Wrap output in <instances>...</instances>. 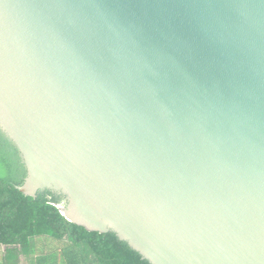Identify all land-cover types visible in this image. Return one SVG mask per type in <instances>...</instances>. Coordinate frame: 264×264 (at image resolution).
<instances>
[{"label":"water","instance_id":"1","mask_svg":"<svg viewBox=\"0 0 264 264\" xmlns=\"http://www.w3.org/2000/svg\"><path fill=\"white\" fill-rule=\"evenodd\" d=\"M0 130L150 264H264V0H0Z\"/></svg>","mask_w":264,"mask_h":264},{"label":"trees","instance_id":"2","mask_svg":"<svg viewBox=\"0 0 264 264\" xmlns=\"http://www.w3.org/2000/svg\"><path fill=\"white\" fill-rule=\"evenodd\" d=\"M25 176L17 147L0 130L1 264H150L115 233L68 221L57 207L61 195L47 189L35 196L20 192ZM38 238L60 246L36 253Z\"/></svg>","mask_w":264,"mask_h":264},{"label":"rangeland","instance_id":"3","mask_svg":"<svg viewBox=\"0 0 264 264\" xmlns=\"http://www.w3.org/2000/svg\"><path fill=\"white\" fill-rule=\"evenodd\" d=\"M35 245H36V253H40V249H43L45 251H50V250H53V248H56L60 245H57V242H51L49 240H45V239H37L35 241ZM29 262L31 261V257H30V260L29 258L27 259ZM23 263L25 264L26 261H23Z\"/></svg>","mask_w":264,"mask_h":264},{"label":"crops","instance_id":"4","mask_svg":"<svg viewBox=\"0 0 264 264\" xmlns=\"http://www.w3.org/2000/svg\"><path fill=\"white\" fill-rule=\"evenodd\" d=\"M3 248H4L3 246L0 247V259L2 257V250H3ZM0 264H1V261H0Z\"/></svg>","mask_w":264,"mask_h":264},{"label":"bare ground","instance_id":"5","mask_svg":"<svg viewBox=\"0 0 264 264\" xmlns=\"http://www.w3.org/2000/svg\"><path fill=\"white\" fill-rule=\"evenodd\" d=\"M61 213V212H60Z\"/></svg>","mask_w":264,"mask_h":264}]
</instances>
